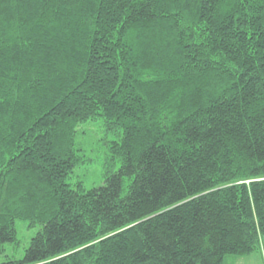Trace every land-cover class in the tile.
I'll list each match as a JSON object with an SVG mask.
<instances>
[{
    "label": "trees",
    "instance_id": "trees-1",
    "mask_svg": "<svg viewBox=\"0 0 264 264\" xmlns=\"http://www.w3.org/2000/svg\"><path fill=\"white\" fill-rule=\"evenodd\" d=\"M100 120L102 185L78 127ZM3 264H228L264 238V0H0Z\"/></svg>",
    "mask_w": 264,
    "mask_h": 264
},
{
    "label": "rangeland",
    "instance_id": "rangeland-1",
    "mask_svg": "<svg viewBox=\"0 0 264 264\" xmlns=\"http://www.w3.org/2000/svg\"><path fill=\"white\" fill-rule=\"evenodd\" d=\"M115 139L117 136L106 132L100 120H90L81 124L76 135V146L81 149V154L87 162L75 169L72 181H82L86 189L102 185L105 178L109 143ZM16 228L19 243L6 245L5 252L0 254V264L10 259L23 258L26 248L29 247L40 226H31L27 221L21 220L17 221Z\"/></svg>",
    "mask_w": 264,
    "mask_h": 264
},
{
    "label": "crops",
    "instance_id": "crops-1",
    "mask_svg": "<svg viewBox=\"0 0 264 264\" xmlns=\"http://www.w3.org/2000/svg\"><path fill=\"white\" fill-rule=\"evenodd\" d=\"M242 259L244 261H239ZM228 264H264V240L262 244V251L260 253H253L248 257L231 258L229 259Z\"/></svg>",
    "mask_w": 264,
    "mask_h": 264
}]
</instances>
